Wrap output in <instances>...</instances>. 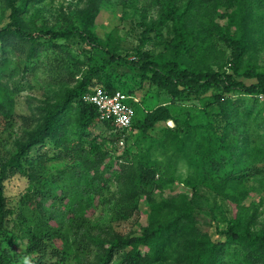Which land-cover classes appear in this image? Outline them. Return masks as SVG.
Returning a JSON list of instances; mask_svg holds the SVG:
<instances>
[{"label": "trees", "instance_id": "16d2710c", "mask_svg": "<svg viewBox=\"0 0 264 264\" xmlns=\"http://www.w3.org/2000/svg\"><path fill=\"white\" fill-rule=\"evenodd\" d=\"M3 1L11 13L10 21L0 27V136L14 126L16 118L22 119L24 131L15 138L13 150L2 151L0 138V264H264L263 230H254L238 217L219 228L218 236L198 226L195 213L202 207L201 194L189 181L202 175L210 189L221 193L235 183L243 186L242 178L249 174H264V151L251 138L253 125L258 136L264 137V100L259 98L264 96V71H256L250 63L244 69L236 63L232 71H220L183 59L191 46L188 16L204 5H223L230 10L226 16L236 32L232 34L230 27L228 33L220 30L235 47L238 61L256 10L262 11L264 18V0H190L185 9L169 5L165 15L174 32L170 54L159 56L138 49L136 57L123 55L98 38L95 23L102 0H86L75 12L77 24L35 30H29L22 14L38 0ZM72 37L81 38L106 56L81 76L72 71L65 89L40 104L31 117L19 114L7 97L19 91L22 83H14L10 90L2 79L8 76V54L18 56L17 67L26 75L30 62L44 48L55 53L54 58L48 56V68L56 70L61 68L58 59H63L56 48L65 52L64 42ZM115 64L125 65L172 92L200 96L215 91L214 101L204 99L205 107L198 116L187 118L183 133L170 129L172 141L168 143L173 147L162 141L166 150L177 148L188 157L189 176L182 182L193 188L192 194L156 197L157 191L162 193L178 181V167L168 161L169 154L160 163L151 158L114 157L110 140L116 136L108 139L96 131L98 123L110 131L116 128L112 121H100L98 108L85 101L84 95L98 86L130 94L123 78L114 75ZM14 74L11 71L9 77ZM245 78L255 80L248 83ZM236 93L252 96L258 104L254 110L245 107L241 121L237 120L239 109H234L230 99ZM211 106L220 109L216 119ZM136 117L137 113L131 129L139 127L143 134L156 121L148 117L137 123ZM65 158L73 163L56 171L48 169V162ZM17 174L25 176L30 186L12 203L6 182ZM141 198L150 205L149 222L141 233H124L112 223L99 224L91 217L104 202L113 206L117 218L130 217ZM229 255L237 258L228 261Z\"/></svg>", "mask_w": 264, "mask_h": 264}, {"label": "rangeland", "instance_id": "374dc122", "mask_svg": "<svg viewBox=\"0 0 264 264\" xmlns=\"http://www.w3.org/2000/svg\"><path fill=\"white\" fill-rule=\"evenodd\" d=\"M189 2L190 0H128L124 3L123 0H102L101 12L95 23L97 36L104 45L129 57H136L138 49L150 51L159 56L170 54L174 32L172 21L166 19V9L169 5L181 6L185 9ZM85 3L86 0H38L26 8L22 17L29 30L41 27H68L73 23H78L75 12ZM10 13L4 1L0 0V27L10 21ZM227 13H230V10L228 11L223 5L216 7L204 5L201 10L193 11V14L188 16L191 46L183 55L184 61L198 67L207 66L220 71H232L236 63L240 69H244L250 63L256 71H264L262 11L256 10L252 17L245 47L238 51V61L235 59V47L223 37L220 30L228 33L230 27L232 34L236 32V27L229 23ZM63 47L65 52L56 48L61 53L60 58H63L61 62L58 59L61 68L51 69L52 71L48 68L50 62L48 56L54 58L55 53L43 48L39 55L30 62V70L26 75L23 69L17 67L18 56L15 53L8 54L10 63L5 68L8 76L2 79L8 84L10 90L15 87L14 83H22H19V91L7 97L14 102L15 110L19 114L31 117L40 104L53 98L61 89H65L72 80L70 79L72 71L81 76L83 70L106 56L102 50L86 45L79 37H72L64 42ZM23 65L25 64L21 63L22 67ZM113 66L116 67L113 69L114 75H120L123 78L124 86L130 89V95L137 99H134L137 108L136 122L145 121L148 117H155L156 121L147 133L143 134L139 127H134L125 138H122L118 131L107 130L103 123H98L96 131L103 132L108 139L116 136V140H110V149L114 157L122 155L123 159L128 160L151 158L152 161L160 163L165 162L166 154H169L168 161L178 167L176 176L178 181L162 193L157 191L156 197L172 196L180 192L192 194L193 188L184 186L182 182L189 176L188 157H185L184 151H177V148L166 150L162 141L165 139L167 147H173L168 143L172 141L169 137L172 135L170 129L178 128L183 133L187 118L198 116L200 109L205 107L204 99L208 103L214 101L215 91L209 90L200 96H191L174 90L172 92L154 85L148 78L138 76L125 65L115 64ZM11 71L15 72L13 77H9ZM245 80L250 83L255 79L245 78ZM259 98L264 100L262 95H259ZM230 99L234 103V109H239L240 117L237 118L239 121L244 117L245 107L251 110L258 108L255 98L246 94L236 93ZM211 107L210 112H214L213 119H216L220 109L217 106ZM21 120L16 118L13 122L14 126L0 136L3 142L2 151L14 149L15 138L21 136L24 131ZM251 138L263 152L264 137L258 136L255 125H253ZM67 163H73V160L68 158L54 160L48 162L47 165L49 170L56 171ZM189 181L195 184L197 191L201 194L202 207L197 209L195 214L197 224L203 231L218 236L219 228H224L232 217H238L243 222L249 223L254 230L264 231V174H249L242 178L243 186L235 183L221 193L210 189L207 186L208 180L202 175ZM29 186L28 179L17 174L6 182V194L12 203H16ZM113 187L112 190L116 191L117 187ZM138 202L135 214L127 218H117L113 206L108 202H104L95 212H92L91 217L99 224L112 223L114 229L124 233L129 231L141 233L142 227L148 225L149 222L150 205L145 198H141ZM24 247L25 245L21 244V248ZM235 258H237L236 255H229L226 259L232 261Z\"/></svg>", "mask_w": 264, "mask_h": 264}, {"label": "built area", "instance_id": "2783aa9c", "mask_svg": "<svg viewBox=\"0 0 264 264\" xmlns=\"http://www.w3.org/2000/svg\"><path fill=\"white\" fill-rule=\"evenodd\" d=\"M134 99L137 100L122 90L112 93L102 86L84 95L85 101L98 108L100 121H112L122 138L129 135L136 116Z\"/></svg>", "mask_w": 264, "mask_h": 264}]
</instances>
